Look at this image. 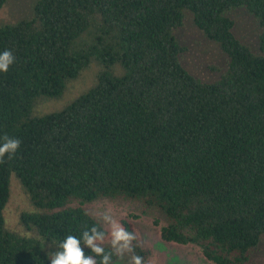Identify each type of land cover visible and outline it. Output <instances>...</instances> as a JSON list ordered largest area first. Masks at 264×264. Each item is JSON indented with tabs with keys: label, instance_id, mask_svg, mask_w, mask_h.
Listing matches in <instances>:
<instances>
[{
	"label": "trees",
	"instance_id": "trees-1",
	"mask_svg": "<svg viewBox=\"0 0 264 264\" xmlns=\"http://www.w3.org/2000/svg\"><path fill=\"white\" fill-rule=\"evenodd\" d=\"M239 7L256 20L258 53L232 33L227 14ZM185 12L226 58L217 81L181 66L173 32ZM6 49L15 61L0 72V144H21L0 163V264H51L37 239L4 227L11 175L36 210L20 225L57 251L68 235L105 230L82 204L123 198L163 215L162 241L212 264L249 261L264 236V0H35L29 18L0 26ZM89 64L88 88L33 114ZM133 243L146 262L150 250Z\"/></svg>",
	"mask_w": 264,
	"mask_h": 264
},
{
	"label": "rangeland",
	"instance_id": "rangeland-1",
	"mask_svg": "<svg viewBox=\"0 0 264 264\" xmlns=\"http://www.w3.org/2000/svg\"><path fill=\"white\" fill-rule=\"evenodd\" d=\"M35 0H7L0 7V26L14 24L31 16L32 6ZM227 17L233 21V35L246 46L252 53L257 50L258 27L254 17L242 7L228 12ZM175 41L185 48L180 55V63L183 69L201 83L217 81L225 71L226 58L218 45L208 40L192 24L191 16L184 13L182 24L174 32ZM97 67L95 64L81 72L79 77L68 83L64 94L56 100L39 101L33 108V114L39 115L60 110L68 101L88 88L92 82ZM116 75H122L123 70L115 68ZM69 206H79L72 202ZM83 208L105 230L108 225L99 219L98 213L109 210L119 223H130L132 230L137 234L139 245L150 250L146 264H212L206 261L200 250L191 245H179L164 242L160 238V228L166 225V220L156 209H148L142 213V204L123 198L107 199L98 198L90 203L82 204ZM34 207L28 201L18 181L11 175L9 177V193L7 202L2 209V218L6 230L22 237H33L39 241V251L48 262L56 248L52 243L41 241L32 231L25 230L19 223V215L22 212H34ZM105 246L109 247L107 242ZM125 256L121 264H127ZM246 264H264V236L260 243L250 254Z\"/></svg>",
	"mask_w": 264,
	"mask_h": 264
},
{
	"label": "clouds",
	"instance_id": "clouds-1",
	"mask_svg": "<svg viewBox=\"0 0 264 264\" xmlns=\"http://www.w3.org/2000/svg\"><path fill=\"white\" fill-rule=\"evenodd\" d=\"M15 61L11 50L0 53V72H7L9 66ZM3 143L0 144V163H4L7 154L11 159L20 147L19 138H10L5 135ZM99 219L108 225L106 230L99 226H92L83 231L82 237L68 235L59 245V249L50 256L51 264H121L125 256L128 257L127 264H146L144 257L135 253L134 241L137 234L129 232L121 223L114 219L109 210L98 213ZM108 248L106 249L105 243ZM81 245L91 250V254H85ZM113 256L116 260H113ZM99 257V259H97Z\"/></svg>",
	"mask_w": 264,
	"mask_h": 264
}]
</instances>
